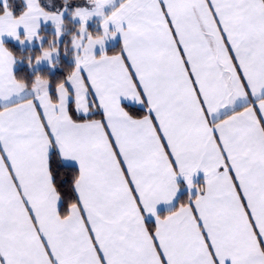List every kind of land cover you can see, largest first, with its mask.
Wrapping results in <instances>:
<instances>
[{
	"label": "snow or ice",
	"instance_id": "obj_1",
	"mask_svg": "<svg viewBox=\"0 0 264 264\" xmlns=\"http://www.w3.org/2000/svg\"><path fill=\"white\" fill-rule=\"evenodd\" d=\"M23 2L0 13V264H264V0ZM5 36L63 74L18 77Z\"/></svg>",
	"mask_w": 264,
	"mask_h": 264
},
{
	"label": "trees",
	"instance_id": "obj_2",
	"mask_svg": "<svg viewBox=\"0 0 264 264\" xmlns=\"http://www.w3.org/2000/svg\"><path fill=\"white\" fill-rule=\"evenodd\" d=\"M8 3L13 11V14L16 16H19L20 14H22V12L25 10V7H26L23 0H8ZM3 10H4V5L0 3V13H2ZM40 34L43 37V45L46 47L49 43V40L55 35V32L53 31L52 28L47 27V28H43ZM67 39H68L67 36L64 37L61 43H63ZM5 45L9 47V49L14 53V55H16L17 57L23 58V59H18L16 63L15 72L18 77L27 75L29 78H32L35 76V74L40 73V74L48 75L52 79H56L58 76L63 74L62 67H58L56 69H51L50 67H46V68L38 69L35 71H32L31 68H29L28 63H27V58L29 57V55H31L32 59L34 60L35 56L39 54L41 46H37L32 49H21L14 43H6ZM60 61H61V65L70 64L69 58L65 57L63 54H61ZM187 196L188 195L186 193H183L178 198V201L181 199L187 198ZM167 212L168 210L163 211L161 212V215H164Z\"/></svg>",
	"mask_w": 264,
	"mask_h": 264
},
{
	"label": "crops",
	"instance_id": "obj_3",
	"mask_svg": "<svg viewBox=\"0 0 264 264\" xmlns=\"http://www.w3.org/2000/svg\"><path fill=\"white\" fill-rule=\"evenodd\" d=\"M1 1V0H0ZM2 4V3H1ZM4 5V4H3ZM47 27H50V28H52L53 29V31L55 32V30H54V28L51 26V24H47V25H45V24H43L42 23V27H41V30L43 29V28H47ZM90 29H92L93 31H96V30H98L97 29V23L96 22H93V23H91L90 24ZM20 32H21V36H23L24 35V30L23 29H21L20 30ZM3 40H4V43L6 44V43H14V44H16L19 48H21V49H32V48H35V47H37V45H40L41 43L40 42H38V41H33L32 43H28V42H25L23 45H21L18 41H16V40H14L13 38H10V37H7V36H5V37H3ZM114 43L115 42H113V44H110V48L114 45ZM41 46V45H40ZM25 47V48H24ZM46 68V67H45ZM42 69V68H41ZM15 70V69H14ZM194 179V183L195 184H197V185H202L203 183H204V175H203V173H199L196 177H194L193 178ZM179 183H180V185H181V191H180V193H179V195H178V198L183 194V193H186L187 195H188V193H189V190H188V188H187V186H186V183H185V181L181 178L180 180H179ZM196 193H195V189H193L192 190V195L194 196ZM177 198V199H178ZM167 210H169V207L167 206V205H161L160 206V213L161 212H163V211H167Z\"/></svg>",
	"mask_w": 264,
	"mask_h": 264
},
{
	"label": "rangeland",
	"instance_id": "obj_4",
	"mask_svg": "<svg viewBox=\"0 0 264 264\" xmlns=\"http://www.w3.org/2000/svg\"><path fill=\"white\" fill-rule=\"evenodd\" d=\"M0 3L4 4V0H1ZM32 43V42H31ZM30 44V43H29ZM41 45V44H40ZM40 45H37V46H40ZM25 48V47H24ZM45 67H49V65L47 64V62L45 63H42L40 65H37L35 68H31L32 71H35V70H38V69H41V68H45ZM15 68H16V65H15Z\"/></svg>",
	"mask_w": 264,
	"mask_h": 264
}]
</instances>
